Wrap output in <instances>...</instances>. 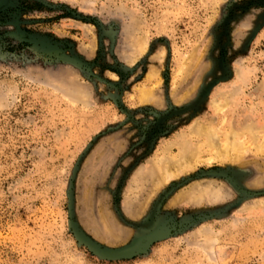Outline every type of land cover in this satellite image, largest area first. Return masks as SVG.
<instances>
[{"label":"rangeland","instance_id":"rangeland-1","mask_svg":"<svg viewBox=\"0 0 264 264\" xmlns=\"http://www.w3.org/2000/svg\"><path fill=\"white\" fill-rule=\"evenodd\" d=\"M0 264H264V0H0Z\"/></svg>","mask_w":264,"mask_h":264},{"label":"bare ground","instance_id":"bare-ground-1","mask_svg":"<svg viewBox=\"0 0 264 264\" xmlns=\"http://www.w3.org/2000/svg\"><path fill=\"white\" fill-rule=\"evenodd\" d=\"M216 106L219 107V105H216ZM219 108H221V107H219ZM247 129H245L246 132L248 131ZM201 130H202V128L199 127L198 124H196L192 129V131H194V133H199ZM235 135L237 136L240 134L236 133L234 135L233 134L229 135L227 137L226 147L223 150H219L218 147L216 146V142L214 141V139L211 137L209 138V141H208L209 147L215 148V152L213 154L214 155L213 157L215 159H220V160L224 161L225 159H236V158H238V154L240 153V148L242 146H241V143H239L238 141L235 140ZM180 145H181L180 147H181L182 153H181V156L179 158V161L174 162V163L168 162V161H162L159 164L160 170L162 171V174H163V177L165 178V180L176 176L177 173L180 174L181 172H184L185 170L192 168L193 163L191 161V157L189 156V152L187 151L186 144L182 143ZM195 155L196 154H193L192 157L194 158ZM188 157H189V159H188ZM172 168H175L176 171L173 172Z\"/></svg>","mask_w":264,"mask_h":264},{"label":"water","instance_id":"water-1","mask_svg":"<svg viewBox=\"0 0 264 264\" xmlns=\"http://www.w3.org/2000/svg\"><path fill=\"white\" fill-rule=\"evenodd\" d=\"M148 244V240H136L134 241L130 246L114 250V251H109V252H102V255L110 257V258H124V257H129L133 256L135 254H138L144 250L146 245Z\"/></svg>","mask_w":264,"mask_h":264}]
</instances>
